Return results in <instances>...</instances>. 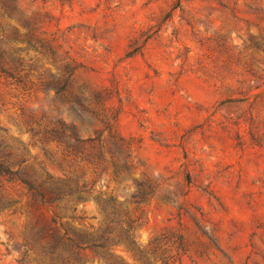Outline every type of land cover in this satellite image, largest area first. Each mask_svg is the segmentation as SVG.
I'll list each match as a JSON object with an SVG mask.
<instances>
[{"label": "rangeland", "instance_id": "374dc122", "mask_svg": "<svg viewBox=\"0 0 264 264\" xmlns=\"http://www.w3.org/2000/svg\"><path fill=\"white\" fill-rule=\"evenodd\" d=\"M0 62V135L28 162L46 160L43 113L100 134L106 171L89 165L73 207L87 232L105 222L97 196L140 218L114 262L264 264V0H0ZM29 202L0 177V264H36L27 226L52 213Z\"/></svg>", "mask_w": 264, "mask_h": 264}, {"label": "trees", "instance_id": "16d2710c", "mask_svg": "<svg viewBox=\"0 0 264 264\" xmlns=\"http://www.w3.org/2000/svg\"><path fill=\"white\" fill-rule=\"evenodd\" d=\"M3 7L7 9L9 6L3 4ZM0 72L11 76L1 62ZM33 123L37 129L32 130V137L37 136L46 160L28 162L24 158V148L11 146L6 137L0 135V177L22 185L30 198L29 205L38 202L52 213L45 224H28L23 256L33 253L36 264H86L95 259L105 264H123L112 260V249L120 244L128 248L134 246L133 233L141 225L140 218H132L128 212L122 213L111 195L96 197L105 214L104 225L98 232H87L77 226L79 217L74 214L73 204L86 200L87 194L92 192L93 185H88L85 170L92 166L94 173L106 171L100 134L96 132L95 136L81 137L75 123L47 113ZM106 129L108 162L112 171L116 173L117 168L129 171L130 165L125 158H121L118 166L113 156L118 155L120 160L131 145L110 127ZM0 131L5 130L0 127ZM47 163L63 171L66 177L54 179Z\"/></svg>", "mask_w": 264, "mask_h": 264}]
</instances>
